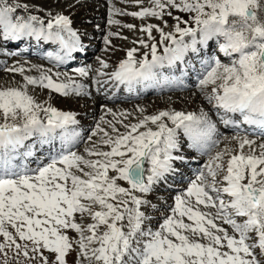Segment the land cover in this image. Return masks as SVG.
<instances>
[{
    "label": "snow or ice",
    "instance_id": "obj_1",
    "mask_svg": "<svg viewBox=\"0 0 264 264\" xmlns=\"http://www.w3.org/2000/svg\"><path fill=\"white\" fill-rule=\"evenodd\" d=\"M151 3L152 7L132 13L110 7L109 25H119L120 21L112 16L122 14L140 19L155 17L164 27L143 25L140 31L146 34L147 41L138 42L150 50L151 59L149 52L137 59L139 48L133 47L109 78L131 89L140 81L155 80V69L165 63L172 66L182 61L187 52H197V45H207L213 38L222 37L220 51L236 54L237 59L230 65H222L216 59L215 66L199 84L214 85L206 97L209 102L215 101L214 107L226 113H239L244 123L264 129V19L259 15L264 11V0H151ZM20 8L27 11L28 5L0 0V32L5 40L34 37L58 43L64 55L53 58L59 62L79 50V36L68 16L51 17L49 13L51 18L45 24L35 15L26 18L15 15ZM169 8L193 14L191 24L175 16L174 30L165 32L168 23L164 16H172ZM123 27L135 29L133 24ZM153 30L160 35L158 42ZM111 36L119 33L109 31L104 37L106 45L111 43ZM185 37H190V41L186 42ZM158 44L163 45V55L158 54ZM101 66L108 67L103 61ZM7 70L24 71L23 67ZM75 71L86 77L89 70L81 67ZM66 79L67 82H58L42 73L40 77L25 76L26 83L21 88L0 89V236L4 237L0 252L14 248L17 256L32 259L35 257L29 256L31 251L40 256L43 264H48L41 251L44 249L55 253L56 264H66V256L76 243L79 254L89 264H260L255 249L259 248L264 255V143L256 146L255 140L236 138L239 150L235 154L230 149L217 152L206 171L201 170L186 191L175 197L171 215L159 229L145 230L147 217L141 206L147 201L136 193H149L154 184L176 171L174 161L184 160L173 154L180 148L177 130L183 129L189 147L199 150L219 143L213 140L215 124L206 114L196 116L180 111H161L133 124H123L117 119L124 132L109 121L115 135L99 124L92 132V136L103 133L101 143L109 150L93 146L85 151L97 159H86L71 150L80 136L71 127L77 124L75 114L51 105L45 107L27 92V85H34L64 96L86 94L84 84L71 77ZM149 123L156 126L155 130L148 127ZM141 128L144 130L140 131ZM57 139L61 149L55 155L47 154L48 163L39 161L33 168L24 162ZM28 141L32 143L26 145ZM225 155L229 157L226 166ZM17 160L21 162L16 163ZM110 170L116 175L110 176ZM118 180L126 181L129 187L120 186ZM97 205L99 210H94ZM201 206L215 211L202 210ZM77 213L81 217L87 213L93 223L86 226L77 223ZM238 217L244 218L243 222H238ZM217 220L229 225L234 234L230 235ZM9 227L15 230V235ZM68 229L78 233L79 240L73 241L66 234ZM253 234L255 242L249 243ZM17 238L24 243H18Z\"/></svg>",
    "mask_w": 264,
    "mask_h": 264
},
{
    "label": "rangeland",
    "instance_id": "obj_2",
    "mask_svg": "<svg viewBox=\"0 0 264 264\" xmlns=\"http://www.w3.org/2000/svg\"><path fill=\"white\" fill-rule=\"evenodd\" d=\"M103 1L105 2V0H36V2L35 0H33V2L35 3L31 4V2H29L28 0H8V3L9 4L19 3L21 5H24V4L28 5V10L26 12H23L24 11L23 8H20L17 10V12L19 13L21 12V14L22 12L23 14L26 13L27 14L26 16L23 15V17L25 18L29 14L35 15V16L41 17V19H43L46 24L48 21L47 19H50L51 17H54L57 14H61V15L68 16L73 26L74 24L76 25V27L75 26L73 27L72 25L71 27L77 33L78 36H79V30L85 31L86 33L92 32L87 35L88 38L86 40L88 42L87 46L90 47V48L87 47L86 49H89V51H91L92 57L90 58L88 62L85 63L83 61V58L80 55L77 56L78 63L80 64V68L84 67L89 70L88 75L86 77L79 76V74H77L76 71L73 72L74 70L66 71L61 68H58L57 66H53L54 68L53 73L60 74V75L65 74L67 77H71L72 80H74L77 83L80 78L82 79L89 78L90 74H92L93 71L95 72V77L93 78L94 81L96 82L97 81L99 82L108 81L110 79L109 75L112 72H114L118 68L119 63L126 58L127 50L133 47H136V48L141 49L140 51L142 52V55L143 53L150 51L149 49L142 47L138 42L140 39H144L145 41H147L146 34L140 31L143 25L151 23V24H157V25H160L161 27H164V24L162 23V21L157 18L146 17V18L140 19V18L133 17L131 15H122V14H114L112 16V19L120 21L119 25H109L108 23L110 7L115 6V8L121 9L122 12L124 13H132V12L140 11L144 7H152L151 0H141L140 3H137V0H107L106 4L103 3ZM177 2H179V0H177ZM49 13L51 14V17L49 16ZM171 13H172V16H168V15L164 16V20H166L168 23V27L164 28L165 32L174 30L173 26L175 24V20L173 19V17L175 16H180L184 20H189V23L191 24L190 15H193V14L179 12V14L176 15V13L173 11H171ZM259 15L261 16L262 19H264V11L260 12ZM19 16H22V15H19ZM125 24H133L135 25V29H128L126 27H123V25ZM192 26H195V25H192ZM181 27H185V25L181 24ZM109 31L119 33V36L109 37L111 43L106 45L104 42V37L108 34ZM97 32H99L100 37L102 36L101 39L103 40V43L100 41L101 39L100 37H98ZM1 34L2 33H0V35ZM154 35L155 34L153 32V36ZM157 35H159V33ZM156 38L158 42L160 35L159 37H156ZM188 39H190V37H185V41H187ZM134 41H136V43H133ZM214 41H215V47L216 48L218 47V49H220L219 44H218L220 40L218 38H214ZM1 49L3 53L0 54V60H3V62H5V66L1 70L2 72L0 71V89L10 88L9 86H11V88H17L20 86V84L25 85L26 83L24 80L25 72H27L28 70L34 67L36 60H39V61L41 60L37 58H33V59L32 58H28V59L22 58L21 57L22 54L16 51V49H10L7 47H1ZM16 55H19V56L17 57ZM95 59H98L100 63L101 61L105 62L108 65V67L106 68L108 71L103 70V67L101 65L100 67H97L96 64L98 63L95 64ZM235 59L237 58H233V61ZM220 63L224 65L222 61H220ZM1 64L3 63H0V65ZM37 65H40V67H42L41 63H38ZM225 65H230V64H225ZM197 66L202 68L200 65H197ZM13 67H16V68L23 67L24 71L23 73H21V72L7 70ZM42 68H43V71L41 73H39L38 75L35 74V76H32V77H40L42 73H46V72H47L46 74L48 75L51 74L49 73L50 70H48V68H44V67ZM100 74L103 75V77L97 78L99 77L98 75ZM204 76L201 79H203ZM60 77L61 76H59V78ZM199 81L196 86L194 87L192 86L191 88L186 89V91L184 92H179L176 94L162 96L158 98H150L144 101L133 102L129 104H121V105L115 104V106H111L109 104H107V106L105 105L96 106V103L98 100H97V97H94L93 95L89 96L86 99H83L81 95H76L74 93L64 96V95L58 94L55 91H51L47 88H44L42 86L27 85V87L29 88V89L27 88V92L32 97H34L37 103H40L45 107H47L48 105H51L52 107H55L60 111L74 113L76 120L80 116L84 118L85 116H87V118L89 117V122H92L93 120H95V123H94L95 128L92 129V131L89 133V136H92V132L96 130L98 124L101 128L107 131L108 127H110L108 126L109 124L107 122L111 121L112 123L115 124V126L119 129L120 132H124L125 128L123 127L122 124L116 123L117 119L122 120L123 124H133V123H136L139 119H142L144 116L155 115L161 111H170V112L180 111V112H184L185 114L193 113L196 116H201L202 114H206L207 119L211 123H213L212 118L209 112L205 110L203 103L208 100L205 97L211 94V89L214 85L209 84L207 86L202 87L200 86ZM217 83H220V81H217ZM93 87L95 90L98 87L97 83L95 84L93 83L92 85L87 86L86 93L89 92ZM200 87L203 90L209 87V91L205 90V93L207 94L203 95L201 91L199 90ZM54 92L55 94H53ZM181 93H183L184 95H181ZM106 96L109 97V95H106ZM210 103L214 105L215 101H212ZM98 108L103 113L100 114L99 112H97ZM113 113H115V116L113 115ZM41 116H43V113H41ZM0 120H2V117H0ZM165 122L168 124L169 127L173 126L171 124V121H167L166 118H165ZM148 127H151L154 130L156 128L155 125H152L150 123ZM109 130H111V132H109L110 134L115 135L114 133H112L111 128ZM142 130L144 129L141 128L140 131ZM77 132L80 133V131H77ZM102 136H103V133L98 132L97 135L92 136L91 140L87 138L86 140L79 143L77 148H75L76 151L80 149L78 153L81 155H84L86 159H97V157L95 156H88L85 150L95 146L99 150L108 151L109 148L101 143ZM227 136L228 135L225 134L218 138L217 141L219 140L221 141L217 144H214V146L212 147V149L209 151L207 155L208 157L206 156L207 157L206 160L201 161V164L199 165L200 171L201 170L206 171V166L210 163L212 157H214L217 152H223L225 151V149H230L232 150V153L235 154L239 150L238 140L236 138L234 139L233 137H231L230 142L229 141L223 142V139L227 138ZM240 137L243 138L246 136H240ZM247 138L249 137L247 136ZM254 140L255 141L259 140L258 143L256 142V146L264 142V140H260V139L258 140L254 139ZM75 149H73V151H75ZM244 151L245 152L248 151L247 146H245ZM257 151H259L258 147H257ZM175 155L185 157L183 153H178ZM228 158H229L228 155H225L224 157L225 166H226V161ZM38 162L39 161L28 162V164L30 167L35 168ZM43 163H48V162H43ZM185 171L186 170H184V172ZM194 173H196V171ZM109 175L110 176L116 175V173L111 172L109 173ZM194 175H196L197 177V174H194ZM219 178L220 177H218V179ZM193 180L195 179H192L190 182H192ZM123 182L124 181L122 180L117 181V183L120 186L125 187V188L129 187L126 181H125L126 183L124 182L125 184ZM166 183L170 187H174L178 189L177 190V192H179L178 195L183 194L191 184L190 183L187 185L186 182L184 183V182H179L176 180L174 182H166ZM164 186L167 187L166 185ZM168 189L165 188L162 191L160 189H156V191L158 193L161 192L163 194V192H167ZM154 194H156V192ZM136 195L142 196V198L147 201L145 205L141 206V210L145 212V215L147 217V219L144 222V226H143L144 229L145 230L151 229L153 231L159 229L164 219L167 216L171 215V209L175 205L173 203L175 200L173 202L170 201L171 203H169V200L167 198L162 197V198H159L157 201H152L148 198L146 194L136 193ZM154 196H157V194ZM154 196L152 197V199H154ZM155 205L156 206L160 205L162 206V208L160 209L156 208L157 210H154L153 212L152 211L149 213L146 212L147 209L153 208L155 207ZM94 210H99V206L98 205L95 206ZM75 215H76L77 223H81L85 226L87 224L93 223L91 217L87 213H85L83 217H81V214L79 213ZM243 219L244 218L242 217L237 218L238 222H243ZM185 222H189V221H187V219L185 218ZM216 222L218 224H221L222 227L226 228L230 235L234 234L229 225L222 224V222L219 220H217ZM8 230L13 232V235H15L14 229L9 227ZM100 230L103 231L104 230L103 227ZM66 234L73 241L79 240L80 238L78 233H76L74 230H71V229H68L66 231ZM89 234L90 233L85 232V235H89ZM17 242L21 244L24 243V241H19L18 238H17ZM254 242H255V238L249 241V243H254ZM0 243H4L3 236H0ZM95 246L96 245H93V247ZM30 248H31V244H29V249ZM224 250H227V249H224ZM41 251H43L44 257L47 258L48 264H56L55 253H52L44 249H41ZM5 253L7 254L6 256H5ZM79 253H80L79 246L76 243H73L72 251H70L66 256V264H89V262L85 260L83 256H81ZM255 255L257 259L260 261V264H264V255H261L259 248L255 249ZM29 256L30 257L34 256L35 258L29 259V258H25L23 255L17 256L14 248L12 249L6 248L4 252H0V264H5V261H6V264H18V262L19 264H43V261L38 254H34L31 251H29ZM93 264H95V262H93Z\"/></svg>",
    "mask_w": 264,
    "mask_h": 264
},
{
    "label": "bare ground",
    "instance_id": "obj_3",
    "mask_svg": "<svg viewBox=\"0 0 264 264\" xmlns=\"http://www.w3.org/2000/svg\"><path fill=\"white\" fill-rule=\"evenodd\" d=\"M29 2L32 3H35L33 2V0H28ZM106 1L105 2L103 1V3L106 4ZM39 3V2H38ZM140 7V6H139ZM146 8V7H144ZM98 10V9H97ZM22 11V10H20ZM167 11H173L176 13V15L179 14V11L177 10H174V8H169L167 9ZM23 12H26V11H23ZM21 14V12H17L15 15H24L26 16L27 14L24 13ZM96 12V11H95ZM99 12V11H98ZM95 14V13H94ZM182 14V13H181ZM175 16V15H174ZM41 18V17H40ZM46 18V17H45ZM152 18H155V17H152ZM48 20V19H47ZM94 21V20H93ZM74 26L76 27V25L74 24ZM78 28V27H77ZM79 29V28H78ZM154 32V36L155 38L156 37H159V35H157L158 33L153 30ZM2 33V32H0ZM89 33H92V32H88L86 33L85 31H81L79 30V37L81 39H83V43L79 45V50L78 51H74L72 52L68 57L65 58V60L63 62H57L56 60L52 59V58H48V57H44V52L47 50V51H50L51 53H60L62 55H64L63 51L60 50V45L58 43H54V42H50V41H46V40H35L34 37H31V38H24V39H20V40H5L3 38V35L1 34L0 35V54L3 53L2 52V49L1 47H7V48H10V49H16V51L20 52L21 57L22 58H37V59H40L41 61L39 60H36V63L34 64V67L31 68L30 70H28L27 72H25V75L24 76H35V74H39L43 71V68H48L49 73H51L50 75L52 76V78L54 80H57L58 82H67V76L65 74H62V75H59L61 76L60 78L57 77L56 73H53L54 71V68L53 66H59L60 68L64 69V70H67V71H70V67H75V68H79V65L77 64L76 62V59H74V57L78 54H83V57L84 59L86 60L85 62H88L90 60V58L92 57L90 52L88 51H82L83 49H81V46H83L84 44H88V42L86 41L87 38H88V34ZM98 34V37H100V34L99 32H97ZM95 34V32H94ZM145 36V35H144ZM143 36V37H144ZM102 37V36H101ZM100 37V39H101ZM157 39V38H156ZM219 40L223 41V38H219ZM102 43H103V40L101 39L100 40ZM157 41V40H156ZM214 38L212 40L209 41V45H210V50H213V44H214ZM169 42L168 41H165V44H168ZM100 45V44H99ZM87 46V45H85ZM22 48V50H20ZM141 49H139V53L136 54L137 56V59H141L142 58V52L140 51ZM141 52V53H140ZM149 52V56L148 58L151 59V55H150V51ZM203 53V52H202ZM19 54V55H20ZM158 54L160 55H163V45H159L158 44ZM19 55H16L17 57ZM15 56V57H16ZM235 57L237 58L236 54H233L232 55V58ZM191 59V58H195V56L193 54H189L187 56V59ZM231 58V59H232ZM225 60V64H228L229 62H231L230 59H224ZM187 61V60H186ZM35 62V61H34ZM0 63H3L0 65V71L4 68L5 66V62H3V60H0ZM38 63H41L42 64V67H40V65H37ZM98 63V64H96ZM100 62L98 61V59H95V64L97 67H100L101 63L99 64ZM232 63V62H231ZM78 65V66H77ZM178 61L176 63V65L174 67H177L178 68ZM167 67L164 68V69H171L168 65H166ZM211 66H213V63L211 64ZM164 69H155L156 73H157V76H156V79L155 80H146L147 82H144L145 84V87L143 89L140 90L139 86L137 85H132L133 88H136L137 90V94L136 95H123L121 96L120 94H118V92L116 93V89L118 87H120V83H118L117 81H114V80H111L109 79L107 82H96L93 80V78L95 77V72L93 71L92 74H90V77L89 78H86V79H82L80 78L79 81L77 83H80V84H84L86 87L89 86V85H92L93 83H97L98 87L94 90V87L89 91L87 92L86 94H82L81 96L83 97V99H86L88 98L89 96L93 95L94 97H97V103H96V106H102V105H105L107 106V104L111 105V106H115V104H129V103H133V102H140V101H144L146 99H150V98H158V97H162V96H168V95H172V94H176L175 92H179L182 90L183 86H181V84L179 83V85L175 88L172 89V91L168 90V89H165V90H155L154 88V83L155 84H158L161 85L162 81H164L165 77L161 76V71H165V72H168L170 70H164ZM103 70H107L106 68H103ZM92 71V70H91ZM108 71V70H107ZM2 72V71H1ZM106 72V71H105ZM208 72V71H207ZM47 73V72H46ZM77 73V72H76ZM104 73V72H103ZM170 73H172L170 71ZM78 74V73H77ZM192 74H194V68H192L190 65L188 66L187 68V72L184 76V79L185 77L187 78L186 80H190L191 84L190 85H196V82H192V79H190V77L192 76ZM68 75V74H67ZM99 77L97 78H100V77H103V75H98ZM108 76V75H107ZM168 81V79H167ZM3 82V81H1ZM93 82V83H92ZM122 86L120 87L121 89L127 85H124V84H121ZM23 86V84H20L19 87L17 88H21ZM11 88V86H9ZM28 88V87H27ZM29 89V88H28ZM199 90L201 91V93L203 95L207 94L205 93V90L209 91V87H207L205 90H203L201 87L199 88ZM52 91V90H51ZM115 93L111 98L110 97H107L106 95H109L110 93ZM192 92V91H191ZM165 93V94H163ZM188 93V91H187ZM55 94V92L53 93ZM59 94V93H58ZM30 95V94H29ZM87 95V96H86ZM181 95H184L183 93H181ZM206 98V97H205ZM204 107H205V110L209 112L211 118H212V122L215 123V124H219V121L222 119V117L220 116H223L224 118H228V113L224 112L223 109H220V108H217V107H214V106H210L209 104V101H205L204 103ZM144 106V105H143ZM142 108V107H141ZM104 110V109H103ZM97 112H99L100 114L103 113L99 108L97 110ZM207 112V113H208ZM106 114V113H105ZM89 116V115H88ZM235 117H238V114H235L233 116V118ZM232 118V117H231ZM98 120V119H97ZM78 123L76 125H73L71 126L75 131H80V136L78 138V140L76 141V143L71 147V150L73 151V149L77 148V146L79 145V143H81L82 141L86 140L89 136V133L92 131V129L95 128V120H93L92 122H89V117L87 118V116L82 117L80 116L78 118ZM108 125V124H107ZM109 126V125H108ZM111 127H108L107 131L108 132H111V130H109ZM231 127H225L224 130L225 131H229ZM252 127H250L251 129ZM256 129V128H255ZM143 131V130H142ZM177 138H179L178 140L182 141L180 143L185 145L186 147V151H184L186 154H189L191 152H194V149H191L188 147L187 149V139H186V136L184 135L183 133V129H178L177 130ZM181 137V138H180ZM235 139V138H234ZM251 140H254V139H251ZM258 140V139H257ZM221 140H219L220 142ZM226 142V141H229L230 142V138L227 137L225 139H223V142ZM257 143L259 142L256 141ZM263 142V141H262ZM32 143V141H28L26 142V144H30ZM264 143V142H263ZM55 146V147H61V142L59 141V139H57L56 141L53 142L52 145H44L42 149H40L39 151H43V150H51V147L52 146ZM37 147L39 148L40 146L37 145ZM222 148V147H221ZM26 149H21V152L25 151ZM80 150V149H79ZM79 150L75 151L78 152ZM198 151V149H195ZM179 151V150H178ZM178 151H175L174 153L178 152ZM39 153V152H38ZM191 154H189L188 157H186L183 161H174L173 162V165L174 166H178V168H186V167H189L191 166V162L193 160V156L190 157ZM207 157H201L199 158L200 160H203L205 161ZM16 163H20V160H17ZM145 167L147 168L148 165L146 164ZM191 169H193L192 167H189ZM188 168V169H189ZM178 171V170H177ZM112 172V171H111ZM109 172V173H111ZM195 171L193 172H190V174L192 175ZM147 175V173H146ZM180 176V174H178V172H173L171 174H168L163 180L159 181L158 183L154 184L152 186V189L149 193H147L146 195L148 196V198L152 201H157L159 198H162V197H165L169 200V203L173 202L175 200V197L178 195L179 192H177V190L175 189H172V188H169L167 190V192H163V194L161 192H157L156 189H160L161 191L165 189V186H164V181H169L171 182L172 180H180L178 177ZM191 178V177H190ZM123 181V180H122ZM121 182V181H120ZM125 182V181H124ZM123 182V183H124ZM126 183V182H125ZM124 183V184H125ZM190 184V182H187V185ZM156 192L157 196H154L156 194H154ZM138 194V193H137ZM154 196V199H152V197ZM227 199V197H226ZM171 201V202H170ZM175 204V201L173 202ZM156 208L160 209L162 208V206L160 205H155V207L153 208H149L147 209V213L149 212H153L154 210H157ZM202 210H205V211H215L214 209H203V206H201ZM253 238H254V235H253Z\"/></svg>",
    "mask_w": 264,
    "mask_h": 264
}]
</instances>
